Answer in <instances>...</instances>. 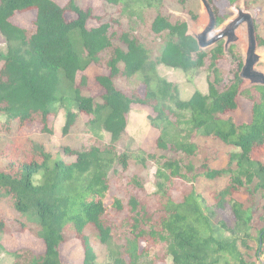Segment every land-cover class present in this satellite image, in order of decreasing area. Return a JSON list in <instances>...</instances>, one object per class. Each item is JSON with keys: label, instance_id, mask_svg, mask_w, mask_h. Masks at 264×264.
Wrapping results in <instances>:
<instances>
[{"label": "trees", "instance_id": "obj_1", "mask_svg": "<svg viewBox=\"0 0 264 264\" xmlns=\"http://www.w3.org/2000/svg\"><path fill=\"white\" fill-rule=\"evenodd\" d=\"M100 1L119 16H94L76 0L64 7L55 0H0L6 41L0 49V112L9 114L0 135L12 136L13 124L18 133L39 124L43 135L52 136L62 109L64 135L80 116L96 135H111L109 144L65 146L54 153L33 134L25 148L10 142L0 151V204L17 216L0 209V250L4 235L30 232L44 253L22 250L13 264H71L63 262L61 247L72 240L82 244L80 264H98L94 238L104 247L106 264H264V85L245 87L237 45L228 51L224 40L200 46L187 21L169 11L187 0ZM210 1L219 27L239 0ZM246 4L264 47L263 11ZM69 12L76 16L72 21L66 19ZM31 13L35 19L28 25L16 22ZM126 16L138 17L148 35L123 25ZM91 19L98 25L90 28ZM227 54L236 69L221 66ZM91 65L108 72L97 77L105 90L101 96L90 94L86 76L78 83ZM161 66L182 71L189 83L206 69L207 90L184 100L179 86L160 75ZM240 98L252 104L249 123L229 115ZM133 105L154 112L150 121L159 136L151 151L118 154ZM209 142L233 148L226 168L211 167ZM148 163L157 166L151 195L143 176L128 174L132 166ZM222 178L227 185L207 196L196 189L199 180ZM220 214L224 219L217 220Z\"/></svg>", "mask_w": 264, "mask_h": 264}, {"label": "rangeland", "instance_id": "obj_2", "mask_svg": "<svg viewBox=\"0 0 264 264\" xmlns=\"http://www.w3.org/2000/svg\"><path fill=\"white\" fill-rule=\"evenodd\" d=\"M61 6H66L70 0H55ZM255 0H239L230 8H227L226 15L228 19L226 22L217 26L213 31H209L212 25V20L210 14L206 8L205 2L210 5L214 11L210 0H187L185 7L178 5L176 9L171 8L169 11L175 15L185 19L189 26L190 34L197 39L199 43L202 41L205 44H209L215 41L224 33L231 31L235 24H237L241 19L246 16L254 17L253 11H247V2L252 5V7H259L262 9L264 14V0H259V3L253 5L252 2ZM79 6L84 7L85 9L91 8L93 10L94 16H100L105 18L118 17V11L116 8L107 6L102 3L100 0H76ZM32 14V15H31ZM25 14L16 17V22L20 24L31 23L35 19V13ZM192 14H197L198 19L194 20ZM76 18L75 14L69 12L66 14V19L72 21ZM260 19L262 28L264 29V15ZM123 25L132 27L136 31L142 30V32L148 35V30L138 17H122ZM128 24V25H127ZM98 25V22L94 19H91L88 23L90 28ZM210 32V33H208ZM150 36V35H149ZM152 38V37H151ZM225 42V49L228 51V48L235 44L239 47L242 54L244 64H252L253 72L264 75V47L258 45L255 52L254 60H250L251 53V41H250V23L248 21L244 22L237 29L232 31L230 34L223 39ZM0 49L3 51L6 49V41L0 33ZM159 46L156 47V50L159 51ZM228 60L224 61L221 66L227 70H234L236 66L228 55ZM160 75L167 79L168 81L179 86L181 97L184 100L189 99L196 91L205 92L207 90L206 82V69H202L199 74L196 75L194 81L189 83L182 71L174 70L172 68L161 66L159 69ZM108 72L103 67L96 65H91L88 70L84 73H80L78 76V83H80L81 78L86 76L88 79V89L90 94L94 97L101 96L105 93V90L97 82V77L101 75H107ZM245 80V87H250L252 85H262L260 80ZM126 89L128 86L123 85ZM130 86H135V82H131ZM139 92L144 96L145 88L143 86L139 87ZM239 108L234 112L232 116L238 124L249 123L252 118L251 107L252 104L249 101H246L242 98L239 99ZM154 112L144 106L133 105L132 110L128 116V125L126 133L123 138L116 144L118 154L131 153L137 154L138 151H151L156 145V141L159 136V132L154 129L151 125L150 117H154ZM9 119V114L5 112H0V124L7 122ZM67 119V110H60L57 115L53 127L54 135H43L41 133L42 126L37 124L32 128H22L18 133L16 131L17 125L13 124L12 131L13 135L7 133H1L0 135V151L6 150V146L11 142L12 144L20 145L21 147H26L28 145L26 138L34 134L35 139H40L41 143L51 152L56 153L60 151L65 146H70L74 149H83L90 148L95 143L102 142L103 144H109L111 142V135L107 132L101 131L97 135L91 131L87 121L88 118L81 116L78 118L76 125L72 130L64 135L63 130L66 125ZM36 135V137H35ZM100 135V136H99ZM208 146L214 151L212 153L215 161L211 163V167L214 169H224L228 166L229 156L232 153L233 148L226 146L222 142H209ZM8 152V151H7ZM172 157V153H165ZM255 158H259V152L255 153ZM70 161H73L74 158H70ZM135 165V164H134ZM156 171L157 166L153 163H148L146 167L132 166L131 172L128 173L130 176L135 174L141 175L146 180V189L148 194H153L156 191ZM228 183L226 178H222L215 181L199 180L196 185V189L201 192L204 196H207L206 193L212 191L213 189H221L225 187ZM181 188V187H179ZM240 201H244L245 197L237 196ZM0 209L7 212L8 217L14 218L16 214L10 211V208L7 204H0ZM17 217V216H16ZM23 218V217H19ZM224 219V215L220 214L217 220ZM232 224V220H228ZM13 235V234H12ZM5 250H0V264H13L15 262L14 254L22 250H32L36 254L44 253V244L42 241L34 237L30 232L15 233L14 237L5 236L1 240ZM93 244L98 255V264H106L105 259V250L104 247L100 244L97 238L93 239ZM61 257L63 262L71 264H80L84 258V251L82 244L78 240H72L66 244H63L61 247ZM260 261L264 263V255L260 258ZM166 264V263H159Z\"/></svg>", "mask_w": 264, "mask_h": 264}, {"label": "water", "instance_id": "obj_3", "mask_svg": "<svg viewBox=\"0 0 264 264\" xmlns=\"http://www.w3.org/2000/svg\"><path fill=\"white\" fill-rule=\"evenodd\" d=\"M205 5H206V8L210 14L211 20H212V25H211V28L209 30L211 32L217 27V18L215 16L214 11L210 7V5L207 4L206 2H205ZM246 21H248L250 23V41H251L250 60L253 61L254 57H255V52H256L257 47H258V42H257L256 33H255L254 20L251 16H246L243 19H241L237 24H235L234 28L231 31H229L228 33L222 34L215 41H213L209 44H205V42L202 41L201 43H199L200 46L201 47H209V46L215 44L216 42L225 39L228 34H230L232 31L237 29L239 26H241ZM210 32H208V33H210ZM241 77L243 79H248V80H260L261 84L264 85V75L253 72L252 64L245 65V67L242 71Z\"/></svg>", "mask_w": 264, "mask_h": 264}]
</instances>
